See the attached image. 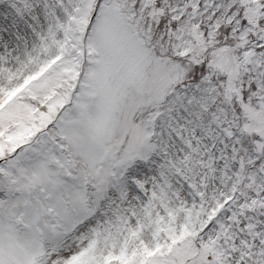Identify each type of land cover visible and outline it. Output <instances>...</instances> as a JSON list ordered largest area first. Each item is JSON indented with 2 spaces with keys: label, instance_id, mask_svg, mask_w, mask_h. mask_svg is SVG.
Segmentation results:
<instances>
[{
  "label": "snow or ice",
  "instance_id": "1",
  "mask_svg": "<svg viewBox=\"0 0 264 264\" xmlns=\"http://www.w3.org/2000/svg\"><path fill=\"white\" fill-rule=\"evenodd\" d=\"M0 264H264V0H0Z\"/></svg>",
  "mask_w": 264,
  "mask_h": 264
}]
</instances>
